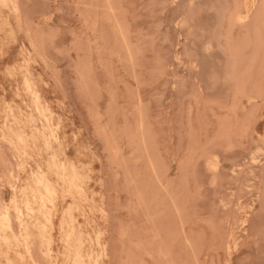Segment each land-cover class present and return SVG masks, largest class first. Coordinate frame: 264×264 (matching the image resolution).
I'll return each instance as SVG.
<instances>
[{"label": "rangeland", "instance_id": "obj_1", "mask_svg": "<svg viewBox=\"0 0 264 264\" xmlns=\"http://www.w3.org/2000/svg\"><path fill=\"white\" fill-rule=\"evenodd\" d=\"M0 264H264V0H0Z\"/></svg>", "mask_w": 264, "mask_h": 264}, {"label": "bare ground", "instance_id": "obj_2", "mask_svg": "<svg viewBox=\"0 0 264 264\" xmlns=\"http://www.w3.org/2000/svg\"><path fill=\"white\" fill-rule=\"evenodd\" d=\"M31 208H32V207L27 206V210H28V211H30ZM19 212H21L22 214H24L22 210H19Z\"/></svg>", "mask_w": 264, "mask_h": 264}]
</instances>
